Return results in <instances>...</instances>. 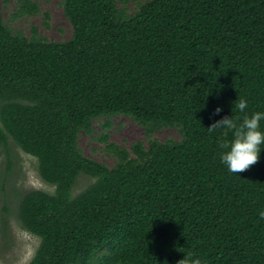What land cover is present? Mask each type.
I'll return each mask as SVG.
<instances>
[{
	"label": "trees",
	"instance_id": "16d2710c",
	"mask_svg": "<svg viewBox=\"0 0 264 264\" xmlns=\"http://www.w3.org/2000/svg\"><path fill=\"white\" fill-rule=\"evenodd\" d=\"M1 1L0 159L12 139L55 186L21 199V226L41 239L29 264H264V150L233 174L220 160L232 133L209 129L264 112V0H145L132 14L128 0H63L66 41L11 28ZM38 11L23 0L21 15ZM117 115L149 142L105 132L110 167L79 135ZM174 127L181 140L153 138ZM81 174L95 180L75 194Z\"/></svg>",
	"mask_w": 264,
	"mask_h": 264
},
{
	"label": "rangeland",
	"instance_id": "374dc122",
	"mask_svg": "<svg viewBox=\"0 0 264 264\" xmlns=\"http://www.w3.org/2000/svg\"><path fill=\"white\" fill-rule=\"evenodd\" d=\"M126 4L119 1V7L127 13L136 12L145 0H128ZM39 7L33 14H20L23 0H12L8 4L1 1L3 17L13 29L31 33L33 26L48 39L55 41L69 40L73 28L65 16L63 0H32ZM111 122V127L104 129L102 123ZM109 135V141L116 145L131 149L137 141L149 142L146 128L140 126L127 116L117 115L109 119L94 122L92 133H81L79 144L84 154L97 161L113 167L117 158L111 154L103 141L104 133ZM153 138L161 141L168 139L181 140L182 134L178 128H163L153 133ZM11 166L10 169H8ZM85 174V173H83ZM80 177L74 187V193H80L95 179L88 175ZM41 189L54 192L55 186L46 182L39 174L38 160L22 150L12 139L4 146L0 159V264H29L40 246L41 239L21 226L19 207L23 195L31 190ZM5 208L8 212H5ZM6 225L7 233L3 234Z\"/></svg>",
	"mask_w": 264,
	"mask_h": 264
},
{
	"label": "clouds",
	"instance_id": "9594fccd",
	"mask_svg": "<svg viewBox=\"0 0 264 264\" xmlns=\"http://www.w3.org/2000/svg\"><path fill=\"white\" fill-rule=\"evenodd\" d=\"M235 107L239 112L244 113L248 102L239 99ZM221 111L222 109L218 107L215 113L219 114ZM261 121H264V112L257 111L250 116L245 115L239 123L233 119V116H224L209 127L210 130L222 128L232 133V140L221 145L227 151L221 153L220 160L233 174L237 175L247 170L259 160L260 153L264 150V130L261 129ZM182 261L183 259L179 264Z\"/></svg>",
	"mask_w": 264,
	"mask_h": 264
}]
</instances>
